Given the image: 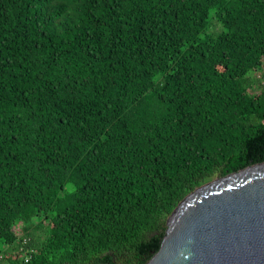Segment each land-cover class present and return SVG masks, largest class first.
<instances>
[{
    "label": "trees",
    "instance_id": "1",
    "mask_svg": "<svg viewBox=\"0 0 264 264\" xmlns=\"http://www.w3.org/2000/svg\"><path fill=\"white\" fill-rule=\"evenodd\" d=\"M263 161L264 0H0V264H145Z\"/></svg>",
    "mask_w": 264,
    "mask_h": 264
},
{
    "label": "water",
    "instance_id": "2",
    "mask_svg": "<svg viewBox=\"0 0 264 264\" xmlns=\"http://www.w3.org/2000/svg\"><path fill=\"white\" fill-rule=\"evenodd\" d=\"M145 264H264V161L189 192Z\"/></svg>",
    "mask_w": 264,
    "mask_h": 264
},
{
    "label": "built area",
    "instance_id": "3",
    "mask_svg": "<svg viewBox=\"0 0 264 264\" xmlns=\"http://www.w3.org/2000/svg\"><path fill=\"white\" fill-rule=\"evenodd\" d=\"M28 257H29V256H28V254H27V255L25 256V259H24V261H26V260L28 259Z\"/></svg>",
    "mask_w": 264,
    "mask_h": 264
}]
</instances>
